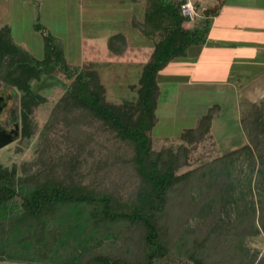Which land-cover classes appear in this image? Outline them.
Wrapping results in <instances>:
<instances>
[{"label":"trees","instance_id":"1","mask_svg":"<svg viewBox=\"0 0 264 264\" xmlns=\"http://www.w3.org/2000/svg\"><path fill=\"white\" fill-rule=\"evenodd\" d=\"M185 1L150 0L141 18L133 15L154 45L137 97L121 103L108 101L93 61L69 66L64 40L40 21L41 58L14 40L9 24L0 26V87L20 99L5 122L0 113V127L17 124L20 142L37 133L44 142L34 164L0 158V263L264 264V255L257 261L245 249L249 237L264 235V99L243 112L246 141L224 152L212 133L219 103L159 146L153 135L159 73L209 40L215 12L198 14L195 1L191 26ZM127 48L122 32L109 36L111 55ZM60 71L69 82L40 128L34 112L47 98L34 84Z\"/></svg>","mask_w":264,"mask_h":264},{"label":"rangeland","instance_id":"2","mask_svg":"<svg viewBox=\"0 0 264 264\" xmlns=\"http://www.w3.org/2000/svg\"><path fill=\"white\" fill-rule=\"evenodd\" d=\"M194 1L197 0H192L193 4H195ZM149 2L150 0H145V2L143 0L140 4L137 3L135 6L133 5L137 13L136 15L140 14L141 8L143 9L144 4L147 3L148 5ZM100 9L101 11H107L106 8L102 7L95 10L93 9L95 15H91L90 18V12L93 11L91 9L88 11L89 15L86 16L88 19H86V22L84 21L82 27L79 18L80 11L77 5L70 3L68 0H0V22L2 23H0V26L9 24L14 40L25 49L29 50L35 57L41 58L44 55L43 35L41 31L35 28V23L40 21L51 34L61 37L64 40L66 58L72 69L81 68L88 65V63L89 65L92 64V61L94 62L96 69L101 73V80L107 88L106 95L108 101L121 103L124 100H133L137 97L142 68L144 63L148 60L150 52H152L154 45L153 40L144 35L139 28L133 25L134 28H128L129 31H131L129 36V46H131V50L129 52L118 58L111 56L104 47L103 40V43L100 44L101 46H96L101 48L99 53L97 52L95 54V58H97L92 59L90 46L93 44H91V41L97 39L98 36L99 38L104 37L102 29L105 30L103 25L106 24V22H102L101 18L103 16L98 15L100 14ZM197 12L198 14H204V8L200 7ZM138 17L141 18L140 15H138ZM196 23L197 22L194 21L191 26L196 25ZM97 30H99L98 35ZM91 31L92 33L95 32V35L92 34ZM105 33L109 34V31L105 30L104 34ZM83 47H85L87 58H82ZM176 68V65L173 64L170 70L171 72L169 70L165 71V76L167 73L170 74L160 86V109L157 113L159 122L153 129V135L160 139H157V145L159 146L165 142L163 140L164 137L175 138L183 128L194 126L197 122V116H195L190 109L194 107L197 109V107L202 105L196 103L197 100L204 99L214 100L215 102H225L223 104L225 108L223 107V109L219 111V116L214 120L212 127V133L218 142L219 149L224 152L244 143L246 141L245 131H243V134L241 130H239V128H242L240 126L241 123H239L232 114L235 110L232 104L233 97H235L233 95L240 94V97H242L243 93H232L229 91V93H222L223 91L215 92L214 88H210L206 92L192 90L194 87L191 89L188 88V85H179L177 84L178 81L173 79ZM68 82L69 80L66 74L60 71L46 78L44 83L41 84V87H39L37 83L34 84L35 88L47 98L45 102L35 108L34 112V116L40 128H43L47 124ZM250 94H252V99H256L255 97L258 96L260 99H258L257 102L259 103L261 99H264L263 93L255 92L249 93V95ZM0 96L3 97L2 101L6 102L5 109L1 112V121L5 122L4 119L8 117L9 111L20 105L19 93L12 87L2 85L0 87ZM252 102H256V100ZM246 103L244 111L251 102ZM10 126L13 128L14 124H10ZM52 136L53 134L51 133V137ZM18 137L19 136H15L12 142L0 149L1 160L9 166L12 165V163H17L20 168L29 163L34 164L37 161L38 151L44 143L40 139L39 133L35 134L27 143L20 142ZM241 161L242 159L237 161L236 167L240 166ZM248 167V162H246L243 166L244 171L239 177V180L243 183H246L248 180L250 172V168ZM185 170L186 169L183 168L180 172ZM249 238L245 249L248 250V253L252 257L256 256V260L258 261L264 255V235ZM225 251L228 252V250L223 247V252ZM211 253L212 252L208 250L206 256H209ZM0 264L25 263L6 260L2 261Z\"/></svg>","mask_w":264,"mask_h":264},{"label":"crops","instance_id":"3","mask_svg":"<svg viewBox=\"0 0 264 264\" xmlns=\"http://www.w3.org/2000/svg\"><path fill=\"white\" fill-rule=\"evenodd\" d=\"M68 1L77 5L80 11L79 18L82 27L84 21L86 22V19H88L86 17L89 15L88 11L101 7L107 9V11L102 10L103 12L100 9V14L98 15L103 16L101 20L106 22L103 27L109 31V34H104L105 30L102 29L104 37L99 38L98 36L97 39L91 41V44H93L90 46L92 59L97 58H95V54L99 53L101 49L99 46H101L100 44L103 43V40V45L108 50L109 36L114 33L122 32L127 37L128 46L130 45L129 36L131 31L128 28H134L132 24L133 14H137L133 5L140 4L143 0H136L137 2L135 0ZM197 1L202 2L201 7L204 8V13L208 8L211 11L215 9L213 11L215 14L213 15V22L209 32V40L203 45L191 47L185 59L176 58L179 61L172 60L159 73L160 86L170 74L167 73L165 76V71H170L174 64L177 68L173 79L177 80L179 85H188V88L191 89L194 87L192 90H197L198 92H206L210 88H214L215 92L243 93L242 97H240V94H238L239 96L233 95L235 97L232 100L235 108L232 114L241 123L246 102L252 103L255 100L257 102L260 99L258 96L255 97L256 99H252V94L249 95V93L260 92L264 94V0ZM146 5L147 3L144 4V8H141L140 14H138L140 17H142V12ZM94 10L91 12H94ZM91 12L90 18L91 15H95V12ZM97 45L99 46L96 47ZM84 48H82V58L87 57ZM130 50L131 46L123 55ZM114 57L118 58L119 56L114 55ZM196 103L202 105L197 107V109L194 107L190 111H193L197 119L205 114L213 103H219L221 110L223 107L225 108L223 105L225 102H215L214 100H197ZM159 109L160 106L158 107ZM240 126L242 127V125ZM239 130L244 134L243 128H239Z\"/></svg>","mask_w":264,"mask_h":264},{"label":"water","instance_id":"4","mask_svg":"<svg viewBox=\"0 0 264 264\" xmlns=\"http://www.w3.org/2000/svg\"><path fill=\"white\" fill-rule=\"evenodd\" d=\"M3 97L0 96V113L3 109L2 105ZM18 135V125L14 124V127L11 131H7L5 128L0 127V149L5 145L9 144L14 140V137Z\"/></svg>","mask_w":264,"mask_h":264},{"label":"built area","instance_id":"5","mask_svg":"<svg viewBox=\"0 0 264 264\" xmlns=\"http://www.w3.org/2000/svg\"><path fill=\"white\" fill-rule=\"evenodd\" d=\"M181 8H182L183 14L190 17V19L192 21L191 24H193L195 16L197 15V12H196L195 6L192 3V1L191 0L185 1L181 5Z\"/></svg>","mask_w":264,"mask_h":264},{"label":"flooded vegetation","instance_id":"6","mask_svg":"<svg viewBox=\"0 0 264 264\" xmlns=\"http://www.w3.org/2000/svg\"><path fill=\"white\" fill-rule=\"evenodd\" d=\"M4 128H5L7 131H11V130L13 129L10 125H6Z\"/></svg>","mask_w":264,"mask_h":264},{"label":"bare ground","instance_id":"7","mask_svg":"<svg viewBox=\"0 0 264 264\" xmlns=\"http://www.w3.org/2000/svg\"><path fill=\"white\" fill-rule=\"evenodd\" d=\"M194 26V25H193Z\"/></svg>","mask_w":264,"mask_h":264}]
</instances>
